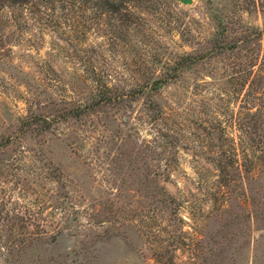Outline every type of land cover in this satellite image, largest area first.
<instances>
[{"label": "rangeland", "instance_id": "rangeland-1", "mask_svg": "<svg viewBox=\"0 0 264 264\" xmlns=\"http://www.w3.org/2000/svg\"><path fill=\"white\" fill-rule=\"evenodd\" d=\"M116 2L0 0V264H165L171 253L174 264H264L263 215L243 202H264V150H237L250 178L224 198L213 162L231 138L248 141L234 123L236 59L184 71L152 94L156 110L148 91L127 97L177 55L206 50L216 13L263 30L264 0ZM98 75L124 96L46 132L19 129L31 111L87 102Z\"/></svg>", "mask_w": 264, "mask_h": 264}, {"label": "trees", "instance_id": "trees-1", "mask_svg": "<svg viewBox=\"0 0 264 264\" xmlns=\"http://www.w3.org/2000/svg\"><path fill=\"white\" fill-rule=\"evenodd\" d=\"M69 1L73 3V0ZM77 1L85 4L90 0ZM98 1L105 4L108 7L107 9L110 8L111 11H115L118 8L115 5L117 3L116 0H93L95 5H97ZM213 19L215 31L209 39V47L206 50L199 53L195 52L177 55L173 61L163 66V70H161L159 74H154L148 83L141 84L137 86V88L132 89L127 97H138L143 95V93H145L144 91H148L150 95L147 94L149 98L148 103H145L146 108L149 110H156V106L158 107V105H155L153 102L152 94L160 90L162 86L174 82L184 71L192 70L199 62L225 53H229L231 58L234 57L236 59V61L231 63L232 74L229 78L234 84H239L240 93L244 91V103L242 106L243 110L238 112L234 123L238 125V129L241 132L246 133L245 137H247L249 142L240 136L238 137V142H235L234 138H231L228 149L225 151L221 150L218 152L217 156L213 158L214 169L215 172H217V183L219 189H222L220 192L222 193V198H224L227 195H225V193H229L227 188L234 187V189L240 190V188L242 189L244 180L250 178L249 170H243L241 164L238 163L237 150L241 148L243 153H245L248 143H250L251 146H261L264 150V55L257 64L255 61L258 56L254 57L256 55L255 52L261 51L260 41L264 36V29L235 30L229 26L232 22L227 20L228 17H225V15L222 16L219 13H216ZM94 81L95 92L90 95L87 102L76 105L73 104L70 105V107L67 106V108L59 109L52 117H50V114L31 111L28 115L21 118L19 129L27 130L34 126L37 127L40 132H46L54 123L67 121L69 119H79L85 114L95 112L101 106L116 103L118 97L122 98V96H124L123 94L115 93L113 88L103 80L102 76L98 75ZM252 108H254L253 111L251 110ZM261 128L263 130L262 134ZM244 172H246V175H243L245 174ZM244 195L243 202L250 207L248 213L251 214L254 209L255 215L258 217L263 215L260 219L264 220V202H257L254 197L249 194L247 195L245 192ZM229 197L230 196L223 199L226 206ZM161 203L166 204L165 209L170 208V210H167L168 221L169 219H176V217H178L175 212L177 206L173 205L175 202L170 196H167V200L163 198ZM216 204H219V202H216ZM219 205L221 206V203ZM173 228H175V230L171 231L174 233L171 237L173 240L170 242L171 244L169 243L168 245L173 246L172 249L178 246L177 243L182 234L180 225L176 224ZM172 259L173 253H171L169 261L165 264H174Z\"/></svg>", "mask_w": 264, "mask_h": 264}, {"label": "water", "instance_id": "water-1", "mask_svg": "<svg viewBox=\"0 0 264 264\" xmlns=\"http://www.w3.org/2000/svg\"><path fill=\"white\" fill-rule=\"evenodd\" d=\"M184 4H190L192 2V0H178Z\"/></svg>", "mask_w": 264, "mask_h": 264}]
</instances>
